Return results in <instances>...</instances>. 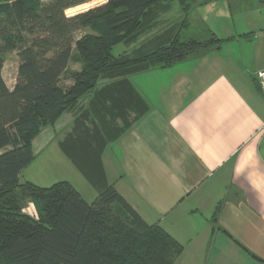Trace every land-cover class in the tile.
<instances>
[{"label":"crops","instance_id":"obj_1","mask_svg":"<svg viewBox=\"0 0 264 264\" xmlns=\"http://www.w3.org/2000/svg\"><path fill=\"white\" fill-rule=\"evenodd\" d=\"M225 4L214 28L197 6L186 15L177 0L149 9L122 54L168 43L177 30L183 40L213 34L219 46L101 79L33 141L34 159L57 155L68 169L61 180L85 200L113 185L146 223L178 240L184 251L174 264H264V95L255 79L264 68V24L247 28L251 39L235 36ZM195 24L204 38L184 33ZM2 76L13 89L4 67Z\"/></svg>","mask_w":264,"mask_h":264},{"label":"trees","instance_id":"obj_2","mask_svg":"<svg viewBox=\"0 0 264 264\" xmlns=\"http://www.w3.org/2000/svg\"><path fill=\"white\" fill-rule=\"evenodd\" d=\"M89 1L0 0V264H174L184 251L113 185L88 202L67 180L40 186L20 179L35 158L34 139L101 79L169 66L221 41L213 34L183 40L177 30L168 43L116 56L113 47L140 31L149 9L173 0H106L66 13ZM177 1L187 15L211 0ZM13 51L19 66L10 89L2 70ZM70 61L80 69L68 68ZM63 76L72 83L62 84ZM27 201L35 214L25 211Z\"/></svg>","mask_w":264,"mask_h":264},{"label":"rangeland","instance_id":"obj_3","mask_svg":"<svg viewBox=\"0 0 264 264\" xmlns=\"http://www.w3.org/2000/svg\"><path fill=\"white\" fill-rule=\"evenodd\" d=\"M105 1L106 0H92L87 3H83L81 5L72 7L68 9L66 13L68 15H72L87 10L88 8H91L93 6L102 4ZM218 3H220V5L218 7H213V11L209 12L212 18L208 15L205 16V13L208 12L209 9L207 8L208 3H202L197 5L196 7V11L199 13V15H203L202 17H204L205 21L211 28H214L215 26H219V25L222 26L224 20H221L220 18V10L225 11V6L227 7L225 3H229L230 5L229 10H231V14L229 16V20L231 22V26L233 27V34L235 36L237 35L243 37L246 36L245 37L246 40L251 39L250 36L247 37L249 33L247 28H253L254 30L257 31V29H259V26L264 24V7L262 10L255 11V8L261 4L260 0H219ZM246 9L247 10L250 9L249 14L240 13L242 12V10L245 11ZM260 14L261 16H259ZM245 15L250 16L251 19H249ZM84 31H86V28L80 30L78 32V35L82 34ZM184 33L188 34V36L194 33L196 34V36L198 34L202 35V28L198 27L197 24H195V27H190L189 29L185 28ZM202 38H204L203 35ZM134 45L137 46V44ZM126 50L130 52L132 50V47L131 45H127L125 44V42H122L115 45L113 47L112 52L114 55L118 56ZM18 63H19V58L17 55V51L7 53L6 60L4 63V76L9 84L17 80ZM61 82L62 84L68 85L72 81L67 79L66 76H63ZM67 172H68L67 165L64 166L63 161L59 159L57 155L50 152H42L40 153V155L38 154L36 159H34L31 162V164H29L23 170L20 179L21 181L24 180L32 181L40 186H50L53 183L64 178V176H67L66 175ZM25 211H27L30 214H35L34 206L30 201L26 202Z\"/></svg>","mask_w":264,"mask_h":264},{"label":"built area","instance_id":"obj_4","mask_svg":"<svg viewBox=\"0 0 264 264\" xmlns=\"http://www.w3.org/2000/svg\"><path fill=\"white\" fill-rule=\"evenodd\" d=\"M255 79L261 94L264 95V68L256 72Z\"/></svg>","mask_w":264,"mask_h":264}]
</instances>
